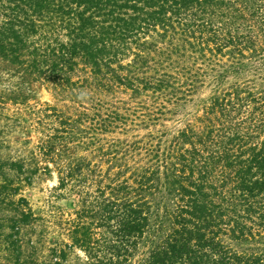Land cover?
Returning a JSON list of instances; mask_svg holds the SVG:
<instances>
[{
  "label": "trees",
  "instance_id": "obj_1",
  "mask_svg": "<svg viewBox=\"0 0 264 264\" xmlns=\"http://www.w3.org/2000/svg\"><path fill=\"white\" fill-rule=\"evenodd\" d=\"M0 105L14 264L54 175L35 264H264V0H0Z\"/></svg>",
  "mask_w": 264,
  "mask_h": 264
},
{
  "label": "rangeland",
  "instance_id": "obj_2",
  "mask_svg": "<svg viewBox=\"0 0 264 264\" xmlns=\"http://www.w3.org/2000/svg\"><path fill=\"white\" fill-rule=\"evenodd\" d=\"M40 94L41 100L49 99V95L44 90ZM13 110L12 106L0 105V112L11 113ZM33 181L31 185L22 184L19 194L27 199L35 214L47 216V222H42L40 225L34 221L33 225H29L26 228L27 232H22L18 236L19 243L21 244L20 256L21 260H23L22 264H35L39 261L40 257H42V260L47 261L48 256L46 255L47 251L44 248L45 246H51L52 244L50 243L56 238H61V236L65 241H68L65 233L61 234L65 231L61 230L59 225H57V223L60 224V221L54 220L53 215L55 213H51V211L61 208L65 212H70L74 209L75 204L74 200L69 196H58L54 188L57 184L55 175L51 178L48 176L35 177ZM2 224H4L3 221ZM2 237L0 236V264H14L16 252L13 253L10 250H3L4 241ZM75 254L83 258V253L80 251H71L69 255L70 264H81V260Z\"/></svg>",
  "mask_w": 264,
  "mask_h": 264
}]
</instances>
